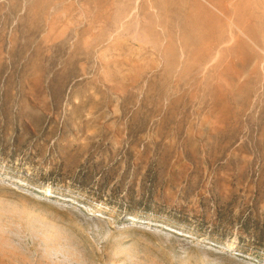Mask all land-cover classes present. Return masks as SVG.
Returning a JSON list of instances; mask_svg holds the SVG:
<instances>
[{
    "label": "rangeland",
    "instance_id": "1",
    "mask_svg": "<svg viewBox=\"0 0 264 264\" xmlns=\"http://www.w3.org/2000/svg\"><path fill=\"white\" fill-rule=\"evenodd\" d=\"M0 264H264V0H0Z\"/></svg>",
    "mask_w": 264,
    "mask_h": 264
}]
</instances>
